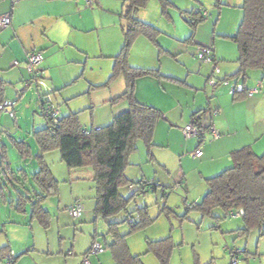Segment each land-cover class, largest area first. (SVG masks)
Masks as SVG:
<instances>
[{
  "label": "crops",
  "instance_id": "0c3cea01",
  "mask_svg": "<svg viewBox=\"0 0 264 264\" xmlns=\"http://www.w3.org/2000/svg\"><path fill=\"white\" fill-rule=\"evenodd\" d=\"M243 1L222 0L219 3L225 4L224 6L234 5V8H239L240 5L242 7ZM125 5L126 0H99V3L93 7L87 6L83 0H0V16L11 13V25L0 30V103H10L20 99L21 102L15 107L16 113V108H20L19 106H22L26 100L24 96L28 93L34 95L31 90H23L25 82L30 78L23 64L30 52L41 51L44 55L41 70L46 87L48 85L49 90L50 87H53L57 91L53 99L62 116L79 113L80 122L86 129H92L94 125H99L101 128L109 126L116 116L126 112L129 108L125 100L114 102L125 93L126 81L124 76L120 75L109 82L107 86L98 89L96 88L97 84H91L83 78L85 74L83 71H86L83 67V61L89 55L95 54L97 50L104 53L115 51L119 47L121 34L123 36L126 34L123 25L122 33L119 29V21L123 23L124 20L123 9ZM163 15L165 14L163 13ZM108 25L111 32L108 34L109 41L106 45L103 40ZM172 39H179L177 33L172 35ZM152 43L161 45L159 39ZM190 43H194L192 44L193 47L190 46ZM169 46L168 48L173 47L176 52L184 50L181 59L187 74V84H185L187 90L182 88L183 93H172L165 89L163 91L155 90L151 85L152 81H148V78L138 79L135 91L136 100L151 105L162 113V118L156 126L154 139L159 140L163 131L169 139L166 145L156 144L154 158H150L148 155L146 158H133L130 155V165L126 170V177L131 183L138 182L139 179L140 181L151 179L156 187L154 191L158 187L170 188L182 181L180 192L187 196L185 200L189 196L192 200L191 204L194 205L200 203L207 193L206 181L232 167L231 154L234 151L249 147L257 155L264 152V72L250 70L244 75V79H239L240 75L238 76L237 73L241 67L237 61L239 57L238 48L235 47L232 49L233 53L229 54L231 47L227 46L224 39H214L212 42L209 39L201 42L191 40L189 43L183 42L179 47L177 43L171 40ZM202 46L214 49L220 71L216 78L219 82L229 81L228 84H219L215 88L208 86L207 81L213 74V68L198 61L196 51L198 47ZM15 61L19 62L20 66H13ZM222 61L224 62L219 63ZM113 69L114 66L112 67V74ZM260 82L262 83V92L253 97H248L245 92L230 94L234 84H243L245 89H249L257 86ZM204 110H207L205 114L196 116ZM22 115H26L25 112ZM3 116H7V114L0 112L1 132L7 129L1 123ZM196 120L203 125H214L219 132V138L204 143L198 139H186L181 129ZM89 122H91V126L87 127ZM42 129L44 128L38 130ZM38 130H33L30 136L34 141L33 133ZM174 136L182 137L183 140L178 142ZM12 140L15 141L14 138ZM35 144L37 146L35 163L28 171L20 169L29 176L25 186L26 191L32 197L36 194L37 190L31 175L39 171L38 158L42 157L57 184L59 181H68L71 186V197L75 198L64 203V209L68 213V208L74 203L80 202L82 204L79 197L83 195V191H80L79 187L74 188V185L82 187L85 184H93L94 186L93 170L91 168L70 170L62 161L59 150L42 154L36 141ZM29 147L31 148L30 145ZM199 147L203 150V156L191 158L189 153ZM1 150L2 148H0V153ZM134 167L137 168L136 172ZM3 186L6 188V185ZM0 187L3 188L1 182ZM13 187L15 188V186ZM148 189L149 187H146L142 193ZM17 193L19 197L26 194L25 191L22 193L17 191ZM48 201L49 198L43 205L44 209L48 205ZM17 202L18 200L16 202L8 201L3 194V189L1 190L0 238L6 236L7 240H11V242L8 241L10 245L21 246L23 243L16 242V238H14L20 231L19 235H21L22 240L27 239V246L16 252V248L13 249V247L0 244V264H3L1 257L10 251L15 253L16 259L13 264H54L48 259L51 252L47 250L45 242L39 238V231L35 230L34 225H31L29 229L25 228L23 219L19 218L18 215L29 217L31 223L37 221L41 223V221L33 217L30 206H27L25 213L18 212L16 209ZM62 203L63 199L59 201V206ZM8 206L13 208L12 211L10 210L11 212ZM59 206L49 211L45 209V211L48 212V215L52 212L57 224L62 226V213ZM94 207L95 202L92 207L90 206V214L92 210L95 215ZM199 213L203 219L205 216L201 212ZM84 214L85 208L80 219L82 217L88 219L87 215L84 216ZM232 219V221H226L228 225L224 224L225 222H217L216 230L218 231L215 232L216 234L220 233L217 236L226 238L223 234L230 233L232 236L236 232L239 235L242 234L240 232L244 228L242 216ZM38 222L37 224H39ZM9 224L11 226L7 227ZM31 233H35L38 237H35L33 244L30 242ZM97 240L96 236H93L91 246ZM112 242L111 237L110 243L106 241L105 245L103 244L105 252L94 255L91 258L92 264H116L109 249ZM23 251V254L18 255ZM225 251L228 253L229 264H232V254L238 250L226 246ZM30 253L32 254L25 255ZM84 253L80 255L79 261H81ZM242 254L248 253L246 250L240 252L236 264H238ZM254 255H252L253 263H256L257 259ZM177 259L180 261L182 257L178 256ZM64 262L71 264V259L65 257ZM213 263L215 264V262L211 264Z\"/></svg>",
  "mask_w": 264,
  "mask_h": 264
},
{
  "label": "rangeland",
  "instance_id": "374dc122",
  "mask_svg": "<svg viewBox=\"0 0 264 264\" xmlns=\"http://www.w3.org/2000/svg\"><path fill=\"white\" fill-rule=\"evenodd\" d=\"M168 2L171 4L167 6L165 15H163L164 7L161 0H150L146 8L131 13L134 19L147 23L157 29V31H160L155 37V41L159 39L161 45H154L146 35H140L129 48L127 62L131 68L153 71L152 75L142 78H148V81H152L151 85H153L155 90L163 91L165 89L172 93H183L181 91L182 88L187 90L185 86L187 84V74L184 71L181 59V54L184 50L176 52L173 47H171L172 49L168 48L170 47L169 42L172 40L179 47L183 42L189 43L191 40L201 42L209 39L212 42L214 39L218 40L220 38L224 39L227 42V46L231 47L229 48V54H232V49H235V47L237 49V45L230 38L237 32L242 21L243 11L241 5L239 8H234V5L224 6L225 4L223 3L224 5H222L218 0H168ZM204 12L207 14L206 16H204ZM119 29L122 33V23L120 21ZM110 32L108 25L103 40V43L106 45L109 41L108 34ZM174 33H177L179 36L178 40L172 39ZM124 42L125 35L121 34L119 47L115 51L101 53L100 50H97L95 54H91L87 59H84L83 67L86 71H83L85 73L83 78L91 84H97L96 88L98 89L105 87L109 83V77L112 74L115 56L117 57L121 53ZM192 44L194 43H190L191 47H193ZM235 53L237 54L236 50ZM207 90L210 91L208 88ZM49 91L50 96L55 98L54 96L57 94L55 88L50 87L49 90L47 85L43 89V93H48ZM27 95L24 96L26 103L24 102L22 106H19L20 108H16L15 119L7 115L3 116L1 120V123L7 129L3 132L0 131V148L3 145L6 148L8 163L14 172L20 169L28 171L32 168L36 161L37 146L30 136L33 130L45 128L48 125V122L37 111L35 96L32 93H28ZM29 96L30 99H28ZM19 102H21L20 99L12 103L16 107V104H19ZM146 106L153 107L151 105ZM20 109L24 110L20 111ZM23 112L26 115L23 116ZM86 126L90 127L91 122L87 123ZM12 138L17 142L25 141L28 143L32 148V156L30 158H22L14 148V140ZM174 138L178 142L183 140L182 137L177 138L174 136ZM168 139L164 131L159 136V140L153 139V145L150 147H147L146 143L140 139L136 142L137 150L132 152L131 156L133 158H146L148 155L150 158H154L156 144L166 145ZM263 153H259L258 155ZM136 169L135 172L137 171ZM147 180L149 182L152 181L151 179ZM0 182L3 187V194L7 200L16 202L19 197L17 191L23 192L21 186L16 185L14 188L4 178ZM139 183L140 179L138 182L132 184L134 190L137 191L136 195H131L129 185L122 188L120 193L125 198L132 197L128 212H132L136 218L139 219V214L136 212L137 209L147 207V223L143 227L131 231L123 222L127 216L124 212L111 218L110 222L119 223V233L126 236V242L131 254L141 255L143 264H161L154 254H145V252L148 251V244L150 242L160 241L169 237H171L174 245H176L170 264H211L212 262H215V264H229L228 253L225 251L226 246L239 252L247 251L248 254L241 255L238 264H264V232L261 233L260 230L254 229L248 235H239L236 232L233 236L228 233L223 234L226 238H220V236H217L220 233L216 234L215 232L218 231L216 230L217 222L220 221L227 224L226 221H232L233 219L229 217L230 213L226 214L225 211L218 208L212 212V216H205L201 219L202 216L197 209L189 210L188 205L191 204L192 200L189 196L185 200L187 196L180 192L181 186H177L176 184L165 189L158 187L156 191L148 189L145 193H142ZM3 185H6V188ZM26 185L27 183H25ZM78 187L80 191H83V195H80L79 199L85 208L84 216L87 215L88 219L84 217L75 219L65 211L64 203L75 198L71 197V186L68 181H59L58 195L50 197L48 205L45 208L47 211L52 208L54 209L59 206V201L63 199V203L59 206L62 213V226L57 224V220L54 219L52 212L49 214L48 228H44L38 221L40 225L37 222L31 223L30 218L27 216L18 215L19 218L23 219L26 225L24 226L25 228L29 229L31 225H34L35 230L39 231V238L45 242L47 250L51 252L48 259L54 262V264H65V257L71 259V264H81L82 258L79 261V257L83 252H85L83 254L85 255L89 248H91L93 236H96L98 239L95 242L101 244L103 247L106 241L110 243L111 240L110 235L107 233V223L102 218L96 219L92 210L90 214V206L92 207L95 202L93 184H85L82 187L74 185V188ZM8 207L9 211L13 210L12 207ZM10 226L9 224L7 227ZM19 233L20 231H18L14 238H16V242L23 243V245H10L8 241L11 242V240H7L6 236L0 238V244L13 247V249L16 248V252L19 249L26 248L27 239L23 241ZM35 237L38 238L35 233H31V244L34 243ZM23 253L24 251L18 253V255ZM32 253L25 255H31ZM252 255L256 257V263H253L254 258H252ZM178 256L182 257L180 261L177 259Z\"/></svg>",
  "mask_w": 264,
  "mask_h": 264
},
{
  "label": "trees",
  "instance_id": "16d2710c",
  "mask_svg": "<svg viewBox=\"0 0 264 264\" xmlns=\"http://www.w3.org/2000/svg\"><path fill=\"white\" fill-rule=\"evenodd\" d=\"M149 1L126 0V3L131 4L126 17L128 33L125 34L121 53L115 58L113 74L109 80L111 82L120 75L124 76L126 91L114 102L127 101L128 110L116 116L109 126L99 131L84 128L80 122V114L74 113L63 116L62 121L55 128L48 124L46 128L33 133L42 154L59 150L62 161L70 170L82 168L93 170L94 212L96 218H102L107 223L108 234L113 239L109 249L116 264H143L141 255L131 254L126 236L119 233V223H111L110 219L122 212L133 215L132 212H128L132 197L125 198L120 193L122 188L133 184L126 177V170L130 165L129 157L137 150L138 140H143L147 147L153 145L156 126L162 118L159 110L141 104L135 98L136 81L154 72L131 68L127 62L129 48L136 38L146 35L155 42V37L159 34L153 26L131 16L133 11L137 12L146 8ZM161 2L164 7L163 13L166 14L167 6L171 3L168 0H161ZM241 9L242 21L235 35L230 38L237 45L239 52L237 61L241 68L237 73L238 76L246 75L250 70L264 72V0H244ZM2 103L4 102L0 104ZM199 115L200 113L196 116ZM196 122L197 120L193 123ZM13 146L22 158L31 157V148L26 142L14 141ZM1 148L0 180L4 178L10 185H19L26 192L18 199L17 211L25 213L27 206L32 207L33 217L39 219L47 228L49 215L43 205L48 198L58 194V184L53 179L49 167L42 157L38 158L39 171L31 175L37 190L32 197L25 188L29 176L23 170L12 171L6 148L4 146ZM231 159L232 167L206 181L208 191L201 202L194 204L193 208L204 216H212V212L218 208L226 214L242 210L244 228L240 232L248 235L252 230L258 229L263 233L264 153L257 155L251 148L245 147L234 151ZM1 190L0 187V192ZM146 209L147 207L137 209L139 219L136 218V224L129 228L131 231L147 223ZM123 222L126 223V218ZM148 245L146 254H154L161 264L171 263L172 253L176 248L171 237L150 242Z\"/></svg>",
  "mask_w": 264,
  "mask_h": 264
},
{
  "label": "built area",
  "instance_id": "2783aa9c",
  "mask_svg": "<svg viewBox=\"0 0 264 264\" xmlns=\"http://www.w3.org/2000/svg\"><path fill=\"white\" fill-rule=\"evenodd\" d=\"M84 3L93 7L94 5L99 3V0H83ZM222 1V0H219ZM204 16L207 14L204 12ZM11 25V13L0 16V30L6 29ZM196 57L200 63L205 65H210L213 68V74L209 77L207 84L210 87L215 88L219 84H228L229 81L219 82L216 78V75L219 74V66L218 61L215 57L214 49L208 46L198 47L196 51ZM44 61V55L41 51H32L27 55V58L23 64L25 70L28 72L30 78L25 82V87L23 90H31L35 96V103L37 107V111L49 124V126L55 128L62 121V113L53 100L52 96H50V91L47 93H43V89L46 88V83L43 77V72L41 70V65ZM13 66H20V63L15 61L13 62ZM244 75H240L239 79H244ZM245 92L248 97H253L254 95L260 94L262 92V83H258L257 86L249 89H245L243 84H234L231 87L230 94L235 95L238 93ZM207 111V110H206ZM206 111H202L200 115L205 114ZM0 112L6 113L11 118H15V105L12 102H4L0 104ZM94 130H101V126L94 125ZM184 137L186 139H198L202 143L208 140H217L219 138V132L215 128L214 125H203L199 122L189 123L181 129ZM191 158H201L203 156V150L201 147L197 148L195 151L189 153ZM182 181L177 184V186H181ZM141 187V192L146 188L155 190V184L153 181L149 182L147 180H142L139 183ZM129 190L131 195H135L137 191L134 190L132 185H129ZM194 207L193 204H189L188 208L192 209ZM84 206L80 202L74 203L72 206L68 208V213L75 219L80 218L83 215ZM239 216H243V211H232L229 214L230 218H237ZM136 217L128 214L126 216L125 225L129 228L136 224ZM105 250V248L94 242L89 251L83 255L81 264H92L91 258L94 255L100 254ZM239 251H235L232 254V264H236ZM15 253L10 251L1 257L3 264H13L15 261Z\"/></svg>",
  "mask_w": 264,
  "mask_h": 264
},
{
  "label": "water",
  "instance_id": "95a60500",
  "mask_svg": "<svg viewBox=\"0 0 264 264\" xmlns=\"http://www.w3.org/2000/svg\"><path fill=\"white\" fill-rule=\"evenodd\" d=\"M130 8H131V4L130 3H126L125 8H124V13H123L124 20H123V23H122L125 33H128V22L126 20V17H127L128 13L130 11Z\"/></svg>",
  "mask_w": 264,
  "mask_h": 264
}]
</instances>
